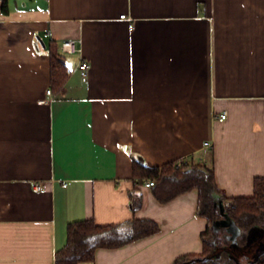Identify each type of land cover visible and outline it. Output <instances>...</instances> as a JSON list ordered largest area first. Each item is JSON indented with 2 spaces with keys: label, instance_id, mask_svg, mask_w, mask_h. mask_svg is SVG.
Listing matches in <instances>:
<instances>
[{
  "label": "crops",
  "instance_id": "0c3cea01",
  "mask_svg": "<svg viewBox=\"0 0 264 264\" xmlns=\"http://www.w3.org/2000/svg\"><path fill=\"white\" fill-rule=\"evenodd\" d=\"M49 39L70 71L51 95ZM66 39L81 50L63 52ZM82 58L91 63L86 81ZM133 158L212 163L226 196L253 194L254 177L264 176V0H8L0 264H55L68 222L85 218H148L160 230L97 247L78 264H173L200 254L207 219L197 214V190L160 202L143 184L149 178L133 177ZM132 191L142 200L135 211ZM232 223L239 229L225 231L237 242L242 230ZM262 231L250 228L247 242Z\"/></svg>",
  "mask_w": 264,
  "mask_h": 264
},
{
  "label": "trees",
  "instance_id": "16d2710c",
  "mask_svg": "<svg viewBox=\"0 0 264 264\" xmlns=\"http://www.w3.org/2000/svg\"><path fill=\"white\" fill-rule=\"evenodd\" d=\"M0 11H8V0H0ZM50 56V86L54 93L65 86L70 71L64 55L54 39L47 42ZM178 163H180L178 165ZM133 177L142 183L153 178L155 197L166 202L190 190H197V214L207 219V227L201 234L203 250L200 254L179 257L173 264H264V176H255L253 194L250 196H226L218 186L212 163L172 161L162 166H150L133 158ZM224 212L241 228L237 242L227 237L225 227L215 222ZM141 194L131 192V205L135 211L141 206ZM258 225L263 231L248 243L246 232ZM158 222L148 218H132L117 224H97L93 218L78 219L67 224L66 244L55 254V264H78L94 259L97 247H115L132 240L157 233Z\"/></svg>",
  "mask_w": 264,
  "mask_h": 264
},
{
  "label": "built area",
  "instance_id": "2783aa9c",
  "mask_svg": "<svg viewBox=\"0 0 264 264\" xmlns=\"http://www.w3.org/2000/svg\"><path fill=\"white\" fill-rule=\"evenodd\" d=\"M0 14H3V12L1 11ZM120 17L131 19V16H128L126 13L120 14ZM60 48H61V50L63 52H75V51H80L81 50V48L77 45V41L75 39H66V40H63L62 43H61V45H60ZM77 68L80 71L82 80L83 81L88 80L89 71H90V68H91L90 61L87 60V59H83L82 58L78 62ZM46 93H47V95H51L52 94L51 88H48L46 90ZM225 117H226V112H223L221 114V118H225ZM179 164L180 163H178V165ZM143 184L145 186L152 187L155 184V180L153 178H149L147 180H144ZM35 188L36 189H39L40 188L39 183H36L35 184Z\"/></svg>",
  "mask_w": 264,
  "mask_h": 264
},
{
  "label": "water",
  "instance_id": "95a60500",
  "mask_svg": "<svg viewBox=\"0 0 264 264\" xmlns=\"http://www.w3.org/2000/svg\"><path fill=\"white\" fill-rule=\"evenodd\" d=\"M41 41H42V43L44 44V42H43V40L41 39ZM219 201V203H220V207H221V211H222V213L224 214V217L223 218H221V219H219V220H216V222H215V226L217 227V226H224V227H226V228H230L231 226H233V228H234V230L236 231V230H238L239 228L236 226V225H234L232 222V219H230L229 217H228V215L224 212V206H223V203H222V200H218Z\"/></svg>",
  "mask_w": 264,
  "mask_h": 264
},
{
  "label": "rangeland",
  "instance_id": "374dc122",
  "mask_svg": "<svg viewBox=\"0 0 264 264\" xmlns=\"http://www.w3.org/2000/svg\"><path fill=\"white\" fill-rule=\"evenodd\" d=\"M242 234H240L239 236H241ZM239 238V237H238Z\"/></svg>",
  "mask_w": 264,
  "mask_h": 264
}]
</instances>
